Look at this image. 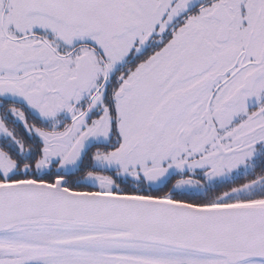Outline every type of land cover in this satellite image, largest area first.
Segmentation results:
<instances>
[{
	"label": "snow or ice",
	"instance_id": "snow-or-ice-1",
	"mask_svg": "<svg viewBox=\"0 0 264 264\" xmlns=\"http://www.w3.org/2000/svg\"><path fill=\"white\" fill-rule=\"evenodd\" d=\"M0 264H264V0H0Z\"/></svg>",
	"mask_w": 264,
	"mask_h": 264
}]
</instances>
